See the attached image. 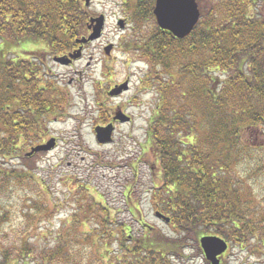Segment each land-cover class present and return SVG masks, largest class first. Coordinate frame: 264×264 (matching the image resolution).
<instances>
[{
    "label": "trees",
    "instance_id": "16d2710c",
    "mask_svg": "<svg viewBox=\"0 0 264 264\" xmlns=\"http://www.w3.org/2000/svg\"><path fill=\"white\" fill-rule=\"evenodd\" d=\"M128 1L142 35L133 48L155 76L161 73L153 80L157 96L146 141L160 173L151 199L169 217L173 234L152 228L149 233L156 234L150 236L127 234L122 222L109 217L107 206L92 200L83 180L72 196L77 226L68 228L66 238L77 234L78 223L95 221L90 230L79 231V243L119 244V249L106 250L107 258L97 250L96 264H187L186 251L194 249L198 256L199 238L213 234L229 247L243 246L250 256L262 257L251 264H264V0H196L200 17L181 39L143 27L144 15H152L151 0ZM90 16L83 0H0V226L8 219L4 199L9 190L38 194L27 199L30 210L14 238L18 243L0 245V264L85 261L60 241V231L49 249L36 244V226L51 213L41 194L45 181L26 164L18 171L8 160H29L24 152L39 141L32 136L44 95L50 106L68 102L52 81L40 93L37 66L29 58L18 60L17 51L27 44L42 45L49 53L70 50L87 32ZM124 196L127 202L129 194ZM129 207L131 215L138 212Z\"/></svg>",
    "mask_w": 264,
    "mask_h": 264
},
{
    "label": "rangeland",
    "instance_id": "374dc122",
    "mask_svg": "<svg viewBox=\"0 0 264 264\" xmlns=\"http://www.w3.org/2000/svg\"><path fill=\"white\" fill-rule=\"evenodd\" d=\"M86 9L90 15L103 14L106 17L101 36L85 46L83 58L71 67L57 66L51 60L47 63L49 73L60 78V85H63L68 99L67 114L56 121L51 118L46 123V132L56 137V145L28 157L26 162L8 160V164L12 163L18 171L26 164L27 169L31 168V174L45 181V192L41 193V188L38 191L46 197L51 213L41 226L35 225L33 236L36 244L49 249L50 245L56 244V235L60 231V241L69 251L77 252L78 259L79 256L82 260L85 258L83 264H96L97 250L99 256L107 258L109 252L106 250L119 249V244L101 248L99 243H95L94 236L91 238L94 245L91 242L79 243V231L90 230L95 221L88 226L78 223L77 234L69 238L70 241L65 236L70 227L77 226L71 217L78 209L72 196L79 193V184L83 180L89 184V193L94 195L95 199L92 200L101 202V207L107 206L109 217L113 219L115 216L117 222H122L127 234L136 238L145 233L146 236L156 234L149 233V227L155 229L154 232L170 236L173 232L170 225L154 215L151 189L159 183L160 173L146 141L147 122L157 96L153 80L161 73L155 76L150 70V63L139 56L140 51L134 50L137 37L142 36L136 26L128 23L126 29H121L117 25V19L124 17L120 0H89ZM152 25L155 23L150 22L147 27L153 30ZM109 43L113 44L110 57L103 51V47ZM30 50L36 55L42 51L32 44ZM125 78L129 85L126 94L121 98L107 96L102 100L104 104L98 106L95 96L97 89L105 90L109 85L123 83ZM99 85L101 87L98 88ZM102 95L105 94L102 92ZM116 104L126 109L131 121L118 127L111 143L99 144L93 128L102 121L100 110L102 108L103 112H109ZM9 191L4 199L9 217L0 226V245L6 243L12 246L18 243L14 238L19 237L18 230L23 229L21 221L30 210L27 199L32 197L34 200L38 194L28 189ZM125 193L129 194L127 202ZM130 205L138 210L135 216L129 212ZM191 252L196 251H187L189 254ZM113 255L110 254V257ZM261 259V256H250L246 248L236 245L226 252L224 264H251L253 261L261 262ZM192 260L189 259L187 264H202L200 259L194 263ZM100 264L108 263L104 261Z\"/></svg>",
    "mask_w": 264,
    "mask_h": 264
},
{
    "label": "flooded vegetation",
    "instance_id": "af4514ba",
    "mask_svg": "<svg viewBox=\"0 0 264 264\" xmlns=\"http://www.w3.org/2000/svg\"><path fill=\"white\" fill-rule=\"evenodd\" d=\"M120 3L122 5V9H123V12H124V17L118 18V19L122 20V28L121 29H123V28L126 29V24H128V23H133L136 26V21L132 20V15H131L132 14L131 10H133L134 4L129 2L128 0H121ZM146 3H147V1H146ZM151 3H152V6L150 8V13H152V15H154L153 14V8H154L155 0H151L150 4ZM150 4H148V7H149ZM143 7H145L144 6V2H143ZM143 11H145L144 8L140 10L141 13H143ZM152 15H150L149 13L147 15H144L146 19H145V24L143 25V27H147L148 23L154 22L155 25H152L153 27H155V28L157 27V29H159L160 31L170 34V32L161 30L158 27V25L155 22V18ZM105 21H106V17H105ZM134 25H133V27H134ZM90 42H92V41H90ZM90 42H85V43L76 42V45L73 46L70 50H66V51H63L61 53H49V52H46V51L42 50V51H39V53H37V55H36L34 53L32 54L31 53L32 51L19 52L18 55H17V58H18V60H21V59H24V58H27V59L29 58L30 60L28 59V62L34 61L35 65L37 66V68L35 70L36 73H37L36 74L37 77L35 78V81H36L35 87L39 90V92H40V90H42L43 92L45 90H47L49 81H52L53 84H54L55 89L58 92V94L59 95L63 94V97H66V91L63 89V85H60V82H61L60 78L57 75L53 76V74L49 73V68L47 67V63L50 62V60H51L57 66L59 65V66L71 67L74 63H76L77 61H79L80 59L83 58L85 46L87 44H89ZM38 48H43V46L42 45L38 46ZM78 48L81 49L79 57H77L75 59L68 60L66 64H62L61 62H58L56 60L57 57L68 56L70 54V52H72V51H74V50H76ZM112 49H113V44H112V47H111V49L109 50L108 53L104 52L105 55L110 57ZM103 51H104V47H103ZM124 80L126 81V78ZM116 85H118V84L109 85V87L107 89H105V90L100 89L99 88V87H101L100 85L98 86L99 89H97L96 95H95L97 97L96 102H97L98 106L100 104H102V105L104 104V103H102V100L105 99L107 96H110L111 98H121L124 94H126V88L125 89H121L119 91H116V87H115ZM102 92L105 95L101 96ZM40 93H42V92H40ZM59 95H58V97H59ZM48 103H49V100L44 95V98L40 102V109H42L41 113H36L35 114V118H36L38 126L36 128L37 132L34 133L32 137H36V139L39 140L37 142V144L44 143L46 140H48V138H54L56 140L55 136L52 137L53 135H50V134H48L46 132L47 131L46 130L47 129L46 128V123L49 122L51 118H52L53 121H56L61 116H64V115L67 114V102L65 104H62V105H59V106H56V105L50 106ZM102 105H100V106H102ZM100 112L102 114V116L100 117L102 121H99L98 124H96L95 126H105L107 124H112L114 130L111 133V137L113 138L114 137V133L118 129V127L120 125H122V124H126V121L121 122L120 120H118L116 118V116L118 114L122 113L123 116L126 117V109H124V107H122V105L116 104L114 107H112L110 109L109 112H103L102 108H101ZM129 117H130V121H131V116H129ZM95 126H94V128H95ZM94 128H93V130H94ZM37 153H39V152L32 153V156L36 155ZM219 259H220V262H221L222 259H223V255L220 256Z\"/></svg>",
    "mask_w": 264,
    "mask_h": 264
},
{
    "label": "water",
    "instance_id": "95a60500",
    "mask_svg": "<svg viewBox=\"0 0 264 264\" xmlns=\"http://www.w3.org/2000/svg\"><path fill=\"white\" fill-rule=\"evenodd\" d=\"M88 4L89 0H85ZM153 14L155 16L157 25L163 29L170 32L176 38H184L187 36L193 27L196 25L199 17L200 10L196 0H155V5L153 8ZM104 23V16L99 15L96 17H91L89 24L87 25L91 32L87 37H83L78 40L80 43H85L97 39L100 34ZM122 26L121 20L118 22ZM111 49V45L104 48L106 53ZM80 49L70 53L68 56H62L56 58L58 62L63 64L67 63L68 60L79 57ZM127 89V83H123L118 86L116 91L121 89ZM120 121H128V116H123V114H118L116 116ZM96 138L99 143H106L111 140L110 134L112 132V125L109 124L105 127H96ZM55 145V140L52 138L44 144H38L31 148L27 153L30 155L35 151H47L50 150ZM157 217L168 221L169 219L159 212L155 213ZM201 248L208 260L212 264H218L219 260L217 258L222 252L225 251L227 245L226 242L216 236H203L200 238Z\"/></svg>",
    "mask_w": 264,
    "mask_h": 264
}]
</instances>
